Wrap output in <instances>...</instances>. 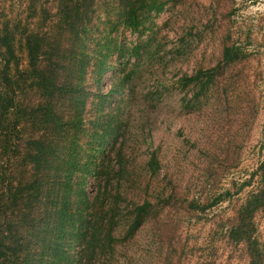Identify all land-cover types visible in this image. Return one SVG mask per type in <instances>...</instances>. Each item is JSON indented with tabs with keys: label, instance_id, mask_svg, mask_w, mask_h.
Masks as SVG:
<instances>
[{
	"label": "trees",
	"instance_id": "16d2710c",
	"mask_svg": "<svg viewBox=\"0 0 264 264\" xmlns=\"http://www.w3.org/2000/svg\"><path fill=\"white\" fill-rule=\"evenodd\" d=\"M23 1L25 19H3L0 7V264H133L120 249L146 225L175 228L178 214L234 194L203 202L183 196L168 174L160 183L152 116L175 95L185 114L214 94L222 103L235 67L250 58L229 27L216 63L173 72L189 61L195 26L177 43L157 36L170 0ZM140 98L150 108L138 114ZM260 153L241 188L253 187L222 225L246 264H264V139ZM167 237L166 261L182 264L178 235L168 229Z\"/></svg>",
	"mask_w": 264,
	"mask_h": 264
},
{
	"label": "rangeland",
	"instance_id": "374dc122",
	"mask_svg": "<svg viewBox=\"0 0 264 264\" xmlns=\"http://www.w3.org/2000/svg\"><path fill=\"white\" fill-rule=\"evenodd\" d=\"M0 7L5 11L3 19H25L27 2L23 0H0ZM189 25L195 26L189 61L171 65L168 71L177 72L181 68L191 72L198 64L216 63L222 48L221 34L227 27L237 43L250 53V58L235 67L228 96H222V103L214 94L204 110L185 114L175 95L168 100L171 107L152 115L157 117L154 144L160 146L163 165L158 181L162 183V178L168 174V180L182 184L181 193L190 200L207 202L208 197L228 188L234 194L197 215L181 217L178 214L181 220L175 222V228L166 223L163 227L159 223H150L120 251L123 259H129L133 264H169L166 244L171 241L167 232L172 229L174 238L178 235L182 264H246L243 247L236 249L227 243L222 225L234 216V209L253 187L254 182L252 186L241 188L261 158L264 0H170L166 10L156 18L155 29L158 37H167L168 41L177 43ZM199 32L203 37H198ZM138 103V114L140 109L149 107L144 98ZM228 146L233 152L228 160L220 163L228 154ZM235 152L236 160L233 159ZM212 160H216V168L209 171ZM258 223L264 242V214L258 216Z\"/></svg>",
	"mask_w": 264,
	"mask_h": 264
}]
</instances>
